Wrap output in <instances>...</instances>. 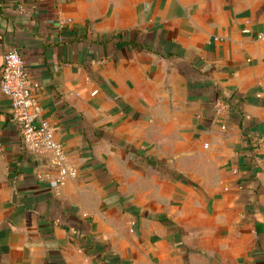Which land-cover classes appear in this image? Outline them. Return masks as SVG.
I'll use <instances>...</instances> for the list:
<instances>
[{"label": "crops", "instance_id": "obj_1", "mask_svg": "<svg viewBox=\"0 0 264 264\" xmlns=\"http://www.w3.org/2000/svg\"><path fill=\"white\" fill-rule=\"evenodd\" d=\"M13 50L78 176L0 87V264H264V0H0Z\"/></svg>", "mask_w": 264, "mask_h": 264}, {"label": "built area", "instance_id": "obj_2", "mask_svg": "<svg viewBox=\"0 0 264 264\" xmlns=\"http://www.w3.org/2000/svg\"><path fill=\"white\" fill-rule=\"evenodd\" d=\"M0 87L11 101L12 116L20 126L24 148L33 153L52 155V162L59 173L55 179V188L60 189L67 179L77 178L78 170L69 165L66 148L58 141L55 128L42 117L43 110L35 94L36 86L32 84L17 50L9 52L4 58ZM214 109L218 115L224 116L225 121L228 120L230 111L227 104L218 101ZM222 129H226L225 122ZM254 145L264 151V136L256 137Z\"/></svg>", "mask_w": 264, "mask_h": 264}]
</instances>
